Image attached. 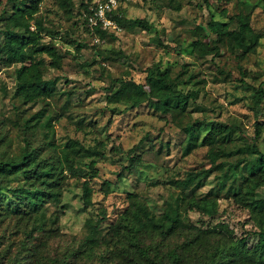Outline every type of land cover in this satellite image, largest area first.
Segmentation results:
<instances>
[{"label": "rangeland", "instance_id": "obj_1", "mask_svg": "<svg viewBox=\"0 0 264 264\" xmlns=\"http://www.w3.org/2000/svg\"><path fill=\"white\" fill-rule=\"evenodd\" d=\"M81 1L60 5L59 0H40L33 14L41 23L40 41L60 57L57 67L44 51L34 56L42 62V77L55 80L49 95L27 101L15 95V70L29 61H0V154H18L28 141L41 157L55 156L69 140L100 154H74L72 166L61 175L59 201L43 203L42 230L33 217L0 214V264H151L152 258L172 264L169 249L178 253V264H212L229 257V243L241 237L252 243L259 220L239 194L255 154L237 149L255 139L264 152V126L254 138V121L264 122V97L257 115L251 108L254 87L264 88V0H136L124 6V19L143 18L150 27L124 26L102 36L86 30L79 14ZM10 5L0 0V41ZM243 16L259 33L252 52L237 55L226 43H216L213 33L203 38L209 19L234 27ZM198 39L206 44L196 43ZM153 65L166 70L184 92L197 91L183 112L162 114L144 94L139 103L106 98L118 85L116 79L144 83L145 69ZM195 120L200 127L186 131L184 126ZM213 120L235 127L228 136L203 143ZM135 144L140 160L129 168ZM210 151L217 153L214 163ZM237 160L238 177L232 182L229 169ZM201 171L204 174L182 190L183 179ZM224 171L228 176L223 182ZM22 180V174L0 176V183L10 187ZM247 181L257 195H264V183L250 177ZM83 184L90 190V204L82 202ZM9 195L5 192L6 198ZM202 198L214 203L213 214L189 208L188 199ZM134 199L156 214L178 200V232L168 238L143 233L139 245L146 249L144 254L116 228ZM101 210L105 216L97 242L89 247L85 220H95ZM216 246H223L224 256L211 260ZM229 264L254 263L237 258Z\"/></svg>", "mask_w": 264, "mask_h": 264}, {"label": "trees", "instance_id": "obj_2", "mask_svg": "<svg viewBox=\"0 0 264 264\" xmlns=\"http://www.w3.org/2000/svg\"><path fill=\"white\" fill-rule=\"evenodd\" d=\"M10 5V12L7 14V25L3 32V39L0 41V61L5 64L13 62H22L28 60L27 64L22 63L15 70V89L14 94L24 99V101L35 99L39 96L45 97L49 95L54 87V79H44L41 75V60H34V56L40 52H46L52 57V64L60 66V57L48 45L40 41L41 29L40 21L33 14L37 11L40 0H7ZM89 0H82L80 3L79 14L87 31L95 33L99 36L105 33H114L113 31L94 28L91 30L84 21L83 11L86 9ZM60 5L71 3V0H59ZM124 6L119 5L116 9L109 13L121 27L140 26L149 28L150 25L143 18L124 19ZM34 29L31 28L30 19ZM214 34L213 39L217 42L226 43L233 48L237 55H244L254 50L258 42L259 33L254 32L249 24L247 17H239L236 20V26L232 27L223 21L209 19L203 29L202 35L210 37ZM196 43H201L198 39ZM79 46V43L76 45ZM217 52V51H215ZM118 85L110 90L106 95L109 101H126L131 103H139L143 100L144 94L151 106L162 114L174 113L178 115L185 110L188 99L196 96L195 89H188L185 92L178 87V83L169 77L166 70H161L157 65L149 66L145 69L144 83L135 81L134 79H116ZM146 85V89H145ZM252 95L251 108L257 115L259 105L264 97V88L261 85L254 87ZM261 123V124H260ZM208 128L202 137L203 143H211L219 135L228 136L235 125L226 123L221 120H213L209 122ZM264 122L254 121V138H256L262 130ZM200 127V121H193L184 126L186 131H192ZM3 137H0V141ZM50 145H54L49 139ZM138 144L130 149L133 155H129V165L139 161L140 158L135 153ZM240 152L255 154L254 162L248 167L247 175L243 176L244 189L241 191V199L246 198L245 204L254 211L259 220V228L253 231L254 241L247 242V237L231 242L227 245V258L216 259L212 264H229L237 258L254 264H264V195H257L254 188L248 182V178H253L258 182L264 183V152L261 151L255 139L250 143L237 149ZM74 154L94 155L100 154V151L91 147H83L78 144L77 140H69L60 149V153L55 156L41 157L36 146L28 141L21 147L20 152L15 155L2 156L0 154V176H9L22 174L23 180L15 186H8L6 183H0V190L4 189L9 193V198L5 197V192L0 191V214L18 213L27 218H34L33 224H37L36 228L42 230L44 228V218L46 209L44 202L50 200L58 202L61 194L59 186L63 170L70 168L72 165V157ZM215 152H209V158L214 163ZM229 169L232 182L235 181L237 173L235 171L236 164ZM95 163L94 159L90 160V164ZM203 171L189 173L188 177L183 179L184 187L182 190L202 176ZM227 172L221 175L224 182L227 179ZM236 190V187L230 186ZM229 187V188H230ZM81 199L84 204H90V190L86 184L82 185ZM189 208L195 207L210 215L214 212V203L211 199L202 198L198 200L188 199ZM178 200L169 201L163 208L162 212L156 214L150 209L146 203L140 199L132 200L130 206L120 214L116 224L118 231L127 234L130 242L135 245L144 254L146 249L139 245V239L143 233H154L161 238H168L178 232ZM105 212L101 210L99 216L93 220L87 218L85 220L87 232L85 239L89 242V247L97 242V232L101 224ZM249 236V235H248ZM224 245V244H223ZM224 248H213L211 260L217 256L223 255ZM172 264H178V253L169 249L167 251ZM147 256V255H144ZM151 264H161L155 259H150Z\"/></svg>", "mask_w": 264, "mask_h": 264}, {"label": "built area", "instance_id": "obj_3", "mask_svg": "<svg viewBox=\"0 0 264 264\" xmlns=\"http://www.w3.org/2000/svg\"><path fill=\"white\" fill-rule=\"evenodd\" d=\"M132 1L136 0H89L86 9L83 11L85 24L91 30L101 28L118 33L122 27L109 13L120 4L125 6Z\"/></svg>", "mask_w": 264, "mask_h": 264}]
</instances>
